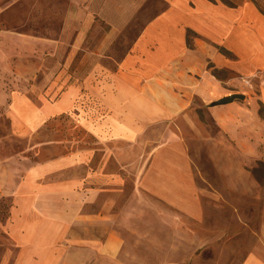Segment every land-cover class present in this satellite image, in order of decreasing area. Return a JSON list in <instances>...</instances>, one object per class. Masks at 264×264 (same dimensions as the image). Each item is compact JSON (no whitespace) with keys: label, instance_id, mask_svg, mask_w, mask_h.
<instances>
[{"label":"crops","instance_id":"obj_1","mask_svg":"<svg viewBox=\"0 0 264 264\" xmlns=\"http://www.w3.org/2000/svg\"><path fill=\"white\" fill-rule=\"evenodd\" d=\"M165 1L166 7L147 19L142 15L147 12L145 0H73L63 30L67 35L74 22V38L39 97L29 94L37 74L29 60L27 74L17 72L10 82L0 81V118L7 115L11 127L7 134L0 132V199L11 201L8 216L0 222V237L17 250L14 257L5 254L3 263L12 257V264H126L120 259L125 235L115 212L117 184L126 177L104 163L110 156L120 170L136 174V185L193 218H204L199 171L176 120L187 119L191 134L200 133L190 114L199 97L219 132L236 138L238 121H228L236 106L231 101L214 104L229 92L212 69H239L235 55L227 56L221 47L239 55L255 52L257 57L264 45L250 34L243 16L223 2ZM96 13L109 26L100 41L89 37L99 24ZM129 29L135 37L127 50L119 58H101L114 48L113 39ZM90 39L95 49H87ZM79 53L85 64L73 69ZM52 93L57 97L52 99ZM72 111L76 131L66 128L60 139L46 134L52 119ZM153 130L163 133L162 139L144 163L132 165V147L146 145L145 137ZM8 140L27 144L5 150ZM97 151L103 160L92 165ZM218 171L223 173V165Z\"/></svg>","mask_w":264,"mask_h":264},{"label":"rangeland","instance_id":"obj_2","mask_svg":"<svg viewBox=\"0 0 264 264\" xmlns=\"http://www.w3.org/2000/svg\"><path fill=\"white\" fill-rule=\"evenodd\" d=\"M212 1L223 2V6L237 10L255 36L250 34L264 45V0ZM72 3L73 0H0V81L10 82L17 72L27 74L32 69L27 64L29 60L37 73L35 90L29 94L36 99L39 97L45 79L59 69L69 42L74 38V22L67 35L63 30ZM167 3L165 0H145L147 12L142 15L151 19ZM96 15L99 24L90 29L89 37L94 36L100 41L109 26L102 16ZM72 16L71 21H75V14ZM248 29L245 26V31L248 32ZM62 33L65 37L63 42L59 41ZM134 33L129 29L115 37L111 42L114 48L106 50L101 58L105 61L108 55L119 58L129 47ZM46 39L53 41L46 43ZM86 47L95 49V41L90 39ZM232 56L238 61V70L230 67L212 70L223 78V89L229 92L228 95H245L243 99L235 98L230 102L236 106L228 114L229 122L238 121L239 134L236 138L224 130L223 135L219 132L207 106L199 97L195 99L190 114L200 133L191 134L187 119L183 118L185 122L180 118L176 120L199 171L198 182L202 188L199 196L205 210L203 219L191 217L151 190L136 185L135 173L120 170L115 157L105 158L104 163L126 177L124 182L117 184L119 189L115 191L119 200L115 212L126 240L124 251L120 254L122 262L264 264V52L256 57L255 52L252 55L243 50L240 55L232 52ZM82 59L81 53L75 56L72 68L82 67L85 64ZM108 61L114 62L109 58ZM19 83L22 84L21 81ZM24 84L27 85V82ZM51 97L56 98V93H52ZM67 115H57L52 119L46 134L60 139L66 128L76 131L75 122H70V118L75 117L73 111ZM167 124L179 131L174 122ZM10 130L7 115L2 116L0 132L7 134ZM162 137L163 133L159 130L149 132L145 137L146 145L132 147L130 163L136 166L144 163L148 158L146 154ZM86 138L90 142L94 140L90 134H86ZM26 144L25 140L4 142L5 150L15 151ZM102 160V152L97 151L92 165H98ZM220 165H223V173L218 171ZM10 205L9 199H0V222L8 216ZM123 215L125 221H122ZM7 253L14 257L17 250L9 245L7 237L1 235L0 264H12V257L9 263L2 261Z\"/></svg>","mask_w":264,"mask_h":264},{"label":"water","instance_id":"obj_3","mask_svg":"<svg viewBox=\"0 0 264 264\" xmlns=\"http://www.w3.org/2000/svg\"><path fill=\"white\" fill-rule=\"evenodd\" d=\"M244 97L245 95L243 93H233V94L223 96L222 98L215 101L214 104L228 103L230 101H233L235 98L243 99Z\"/></svg>","mask_w":264,"mask_h":264},{"label":"trees","instance_id":"obj_4","mask_svg":"<svg viewBox=\"0 0 264 264\" xmlns=\"http://www.w3.org/2000/svg\"><path fill=\"white\" fill-rule=\"evenodd\" d=\"M224 54H226L227 56H232V52L228 49H225L224 47L220 48Z\"/></svg>","mask_w":264,"mask_h":264}]
</instances>
